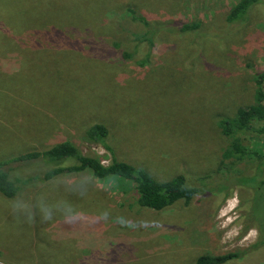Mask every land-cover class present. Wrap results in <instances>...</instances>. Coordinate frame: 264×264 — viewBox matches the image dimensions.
I'll return each mask as SVG.
<instances>
[{
  "label": "rangeland",
  "instance_id": "374dc122",
  "mask_svg": "<svg viewBox=\"0 0 264 264\" xmlns=\"http://www.w3.org/2000/svg\"><path fill=\"white\" fill-rule=\"evenodd\" d=\"M131 1L158 27L147 56L145 43L113 30L123 11L110 0H0V161L69 138L106 164L103 144L83 136L101 123L116 159L157 180L182 174L196 193L156 211L136 205L119 177L21 184L44 167L17 165V194H0V264H193L227 252L240 255L224 264H264L263 166L222 158L227 139L215 128L252 100L264 6L228 24L236 0ZM189 22L207 32H176ZM248 134L243 146L260 145Z\"/></svg>",
  "mask_w": 264,
  "mask_h": 264
},
{
  "label": "trees",
  "instance_id": "16d2710c",
  "mask_svg": "<svg viewBox=\"0 0 264 264\" xmlns=\"http://www.w3.org/2000/svg\"><path fill=\"white\" fill-rule=\"evenodd\" d=\"M110 0V8L116 12L121 8L123 14H113L114 20L117 22L114 31H124L135 42V46L145 43L149 49L154 45V38L157 32V26L149 21L146 12L140 9V3L128 2L121 0L117 6ZM139 1V0H138ZM153 0L146 3L151 5ZM174 3L166 2L163 4L165 8H173ZM99 6H103L97 3ZM109 6V3L107 4ZM255 5H263L264 0H236L227 10L224 19L228 24L244 23L250 9ZM146 8V6H145ZM130 20L138 25V31L131 29L125 19ZM200 27L199 22L182 23L176 29V32L183 33L193 31L198 33L197 38L207 31H195ZM168 31H173V27H165ZM118 45L116 42L113 43ZM123 56H130L129 53L123 52ZM143 61H141L142 63ZM252 96L251 102L246 105L239 106L235 109L231 116H219L215 121V128L220 134L227 139L226 146L223 149L222 158L240 161L243 158L253 161L254 165L263 166L261 174L264 173V70H254L251 76ZM107 128L101 123H94L83 131V136L87 140H92L103 144L105 150L110 153V160L104 164L99 157L83 154L75 143L68 138L61 139L50 147L43 150L30 151L25 154L15 156L14 158L0 161V194L6 198H13L17 194L19 187L16 178L17 165L21 169L33 168L35 164L44 170L39 172H31L33 178L28 177L21 179V184L35 183L52 179L61 174H71L87 171L96 179H104L109 176L122 178L131 184V188L136 193L135 204L150 210H162L172 205L177 200L187 202L196 190L185 181L182 174H176L169 179L157 180L153 178L146 170L132 165L128 162L116 159L109 145H106ZM243 133L254 137L255 142L260 143L257 147L247 148L240 141ZM69 161V164H64ZM18 163V164H17ZM221 163V161H220ZM22 172V171H21ZM260 174V175H261ZM245 179V178H244ZM246 182V181H245ZM263 231V228L261 229ZM263 237V232L261 233ZM260 243L264 244L261 239ZM238 252H227L220 255L202 254L195 258L193 264H224L227 261L239 257Z\"/></svg>",
  "mask_w": 264,
  "mask_h": 264
},
{
  "label": "clouds",
  "instance_id": "9594fccd",
  "mask_svg": "<svg viewBox=\"0 0 264 264\" xmlns=\"http://www.w3.org/2000/svg\"><path fill=\"white\" fill-rule=\"evenodd\" d=\"M45 218H49V217L46 216Z\"/></svg>",
  "mask_w": 264,
  "mask_h": 264
}]
</instances>
